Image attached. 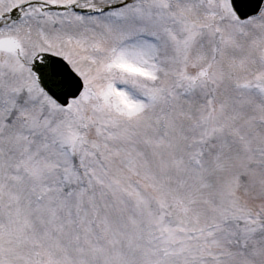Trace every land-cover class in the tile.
Returning <instances> with one entry per match:
<instances>
[{"label": "snow or ice", "instance_id": "1", "mask_svg": "<svg viewBox=\"0 0 264 264\" xmlns=\"http://www.w3.org/2000/svg\"><path fill=\"white\" fill-rule=\"evenodd\" d=\"M0 264H264V0H0Z\"/></svg>", "mask_w": 264, "mask_h": 264}]
</instances>
